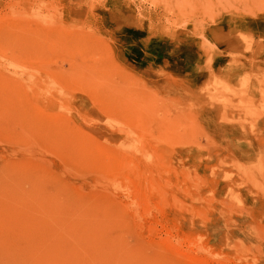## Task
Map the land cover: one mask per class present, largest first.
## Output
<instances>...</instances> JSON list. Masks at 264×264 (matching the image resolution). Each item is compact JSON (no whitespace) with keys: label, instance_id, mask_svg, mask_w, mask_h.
Segmentation results:
<instances>
[{"label":"rangeland","instance_id":"obj_1","mask_svg":"<svg viewBox=\"0 0 264 264\" xmlns=\"http://www.w3.org/2000/svg\"><path fill=\"white\" fill-rule=\"evenodd\" d=\"M0 264H264V0H0Z\"/></svg>","mask_w":264,"mask_h":264}]
</instances>
